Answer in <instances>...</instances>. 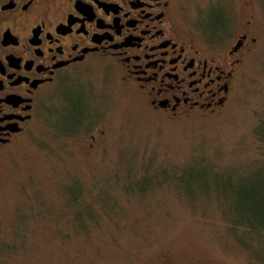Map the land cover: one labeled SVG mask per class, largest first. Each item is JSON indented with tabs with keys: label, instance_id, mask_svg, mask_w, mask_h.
Instances as JSON below:
<instances>
[{
	"label": "rangeland",
	"instance_id": "374dc122",
	"mask_svg": "<svg viewBox=\"0 0 264 264\" xmlns=\"http://www.w3.org/2000/svg\"><path fill=\"white\" fill-rule=\"evenodd\" d=\"M258 21L217 115L154 113L100 68L54 89L0 155V264H264V234L231 223L235 206H264V8Z\"/></svg>",
	"mask_w": 264,
	"mask_h": 264
},
{
	"label": "flooded vegetation",
	"instance_id": "af4514ba",
	"mask_svg": "<svg viewBox=\"0 0 264 264\" xmlns=\"http://www.w3.org/2000/svg\"><path fill=\"white\" fill-rule=\"evenodd\" d=\"M0 0V155L32 130L48 95L95 69L154 113L217 115L262 35L261 0ZM83 103V102H82ZM95 136L83 141L85 155Z\"/></svg>",
	"mask_w": 264,
	"mask_h": 264
},
{
	"label": "trees",
	"instance_id": "16d2710c",
	"mask_svg": "<svg viewBox=\"0 0 264 264\" xmlns=\"http://www.w3.org/2000/svg\"><path fill=\"white\" fill-rule=\"evenodd\" d=\"M256 132L260 140L264 142V118L260 121ZM75 197H77V195H73L72 199L75 200ZM263 211L264 206L257 203L235 206L231 212L234 217H239V219H237L239 222L234 220L231 222L233 227L231 225L230 226L232 229H238L239 231L246 230L253 232L252 235L264 234Z\"/></svg>",
	"mask_w": 264,
	"mask_h": 264
}]
</instances>
